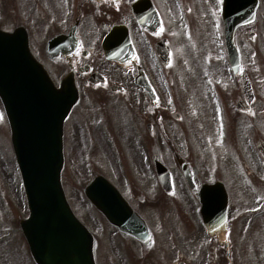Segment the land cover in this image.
Instances as JSON below:
<instances>
[{
  "label": "flooded vegetation",
  "instance_id": "1",
  "mask_svg": "<svg viewBox=\"0 0 264 264\" xmlns=\"http://www.w3.org/2000/svg\"><path fill=\"white\" fill-rule=\"evenodd\" d=\"M219 1L0 0V15L3 17L0 26L6 30L24 26L34 56L45 64L57 83L72 74L80 95L87 91L103 96L102 93L107 92L131 99L128 82L133 80L137 85L135 79L140 66L157 92L158 100L150 106V113L157 111L156 121L169 144L164 153L160 149V154L171 171L170 181L168 179L166 183V187L171 188H163L159 182L154 162L143 160L133 165L125 151L121 155L124 146L127 151L137 140L131 137L132 131L135 136V119L117 117L122 124L117 125V130L110 131L116 134L110 136L111 139L105 136L107 146L119 152L117 190L144 218L150 230L149 237L144 236L141 240L114 226L118 242L117 264H144L146 261L158 264L162 259L170 261L169 264H242L236 250L243 247L238 244V239H234L233 233L246 235L253 233L254 229L259 233L264 231L261 227L250 226L257 221L264 223V132L257 123H254L253 130L246 132L248 135H227L220 146H209L201 139L198 146L185 147L175 145L169 137L162 121V109H158L163 97L160 91L166 85L164 78L170 86L164 89L166 97L172 100L177 97L171 88L174 84L170 73L174 45L170 27L173 26L172 31L177 36L183 27L193 29L196 10L200 8L202 17V6L208 3L218 13ZM16 14L18 16L11 20ZM9 23L12 27L7 25ZM127 36L131 43L122 49L121 42H125ZM53 40L56 41L48 50V44ZM165 46L170 48L169 64L163 62L159 53ZM108 52L123 59L132 58V62L127 67L110 59ZM149 116L143 119L150 122L153 117ZM98 118L89 121L92 136V127L99 128ZM126 119L130 120L127 124L124 123ZM122 132L125 137L121 136ZM146 142L151 150L158 143L154 126ZM140 147L142 149L143 145ZM169 149L173 163L167 158ZM193 152L195 155L191 156ZM182 165L191 172L192 183ZM148 206L155 210V224L144 213ZM98 244L96 258L99 264ZM239 255L244 258L243 253Z\"/></svg>",
  "mask_w": 264,
  "mask_h": 264
},
{
  "label": "rangeland",
  "instance_id": "2",
  "mask_svg": "<svg viewBox=\"0 0 264 264\" xmlns=\"http://www.w3.org/2000/svg\"><path fill=\"white\" fill-rule=\"evenodd\" d=\"M261 2L255 22L250 26L240 27L236 32V41L241 51L243 64V71L239 77L234 75L228 63L223 43L222 22L215 8H212L210 4L202 6V17L200 8L196 10V17L192 20L193 29L183 27L177 36L172 31L173 26L170 27L172 45H174L170 65L174 84L171 88L177 97L175 100L166 97L165 88L169 89L170 86L164 78L166 85L161 89L162 92L160 91L163 97L158 109H162L165 130L175 145L198 146L202 139L209 146H220L222 145L221 137L226 134L248 135L246 132L253 129L254 123H257L258 128L264 132V99L261 100L264 94V4L263 0ZM0 9L2 10L1 5ZM17 16L16 14L10 19ZM2 19L0 15V24ZM7 25L12 27L11 23ZM250 31L255 32L252 39L248 37ZM41 36H37L39 40L42 39ZM130 82L127 89H130L132 93V100L122 94L103 92L101 96L83 92L80 103L73 109L66 125L67 160L63 170V183L76 215L98 239L99 264H117V233L102 214L94 210L86 199L83 188L99 173L105 174L117 185V154L119 152L107 146L108 140H105V136L107 138L116 134L110 131L117 130V125L121 126L122 122L117 121V117L135 119V136L132 131L131 137H136L137 140L131 148H127V151L124 150L126 148L124 146L121 155L123 156L125 151V155L130 157L133 165L143 160L150 161L152 153L150 148H147L146 142V137L149 135L146 127L148 122L143 117H150L149 114H151L153 118L150 121L154 124L155 137L160 149L164 153L169 146L167 138L156 121L157 111L150 113V100L146 93L135 85L133 80ZM242 96H245L252 105L256 117H248L246 113L235 107L236 100ZM1 108L0 264H35L20 227V220L28 217L29 209L26 198L24 197L23 200L21 198V176L16 166L11 128L3 106ZM176 111H179L181 118L176 117L175 114L172 115ZM96 117H99V128L92 127L94 132L92 136L89 133V121ZM129 121L126 119L124 123L127 124ZM121 136L125 137V133L122 132ZM166 154L163 155L166 157ZM190 155L194 156L195 152ZM167 158L170 160H168L169 163L174 162L170 149ZM153 211L155 210L148 206L144 213L150 217L151 223L155 224ZM257 222L250 226L264 229V223ZM245 225L249 226L248 223ZM262 233L264 231L259 233L255 229L253 233L246 235L233 233L234 239H238V244L241 248L243 247L240 251L236 250V256L238 255L242 264H264ZM174 235L178 236L177 233ZM169 252L172 253V250L169 249ZM240 253H243L244 258L239 255ZM231 255L233 256L234 253ZM147 259L151 261V258ZM169 262L162 259L158 264H169ZM144 264L150 263L146 261Z\"/></svg>",
  "mask_w": 264,
  "mask_h": 264
},
{
  "label": "water",
  "instance_id": "3",
  "mask_svg": "<svg viewBox=\"0 0 264 264\" xmlns=\"http://www.w3.org/2000/svg\"><path fill=\"white\" fill-rule=\"evenodd\" d=\"M256 4V0H228L225 8L227 45L237 70L240 56L234 31L254 16ZM71 79L56 87L44 66L33 58L27 38L19 31H0V96L30 201L31 216L22 226L39 264H96L94 237L72 211L61 181L63 126L79 101ZM138 82L153 97L142 71ZM239 106L249 108L244 103ZM157 168L164 180L167 168ZM86 192L111 222L125 230L138 229V236L143 233L140 220L105 178L98 176Z\"/></svg>",
  "mask_w": 264,
  "mask_h": 264
},
{
  "label": "snow or ice",
  "instance_id": "4",
  "mask_svg": "<svg viewBox=\"0 0 264 264\" xmlns=\"http://www.w3.org/2000/svg\"><path fill=\"white\" fill-rule=\"evenodd\" d=\"M0 118H2V117H0Z\"/></svg>",
  "mask_w": 264,
  "mask_h": 264
}]
</instances>
